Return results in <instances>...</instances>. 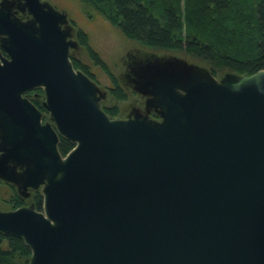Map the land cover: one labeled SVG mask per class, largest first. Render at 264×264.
Returning <instances> with one entry per match:
<instances>
[{
	"label": "water",
	"instance_id": "water-1",
	"mask_svg": "<svg viewBox=\"0 0 264 264\" xmlns=\"http://www.w3.org/2000/svg\"><path fill=\"white\" fill-rule=\"evenodd\" d=\"M26 1L38 33L0 13V113L18 132L0 170L26 160V181L51 175L42 209L0 210V231L24 237L30 264H264V68L183 91L150 81L161 124L112 118L74 67L63 15ZM37 87L56 130L23 97ZM60 134L75 142L65 156Z\"/></svg>",
	"mask_w": 264,
	"mask_h": 264
},
{
	"label": "trees",
	"instance_id": "trees-1",
	"mask_svg": "<svg viewBox=\"0 0 264 264\" xmlns=\"http://www.w3.org/2000/svg\"><path fill=\"white\" fill-rule=\"evenodd\" d=\"M127 37L146 49L183 54L204 64L214 76L224 72L238 75L252 74L264 68V0H87ZM80 43L88 50L96 64L111 76L113 104H103L111 116L121 112L119 101L127 92L107 62L90 44L88 33L77 29ZM74 67L92 78L89 66L71 55ZM218 75V76H219ZM31 92L32 102L44 113L49 110L42 98L43 87ZM75 142L59 135L58 149L66 155ZM11 196L12 207L28 204L17 192ZM35 203L43 207V194L37 191ZM32 249L24 237L0 231V264H29Z\"/></svg>",
	"mask_w": 264,
	"mask_h": 264
},
{
	"label": "rangeland",
	"instance_id": "rangeland-1",
	"mask_svg": "<svg viewBox=\"0 0 264 264\" xmlns=\"http://www.w3.org/2000/svg\"><path fill=\"white\" fill-rule=\"evenodd\" d=\"M41 2L46 8L63 15L60 24L67 33V38L72 41L69 48L70 55L80 58L95 75L92 78L80 71L91 85L96 102L102 107L103 104H113L117 101L110 92L113 81L110 74L93 61L86 47L79 42L76 36L78 28L88 33L90 44L107 62L110 70L117 76L127 92V97L118 102L121 112L112 118H143L154 124H161L167 117L169 107L152 91L150 81L174 77L179 83V90L183 91L186 85L195 79L225 80L227 77L240 76L232 72L219 75L221 71L219 76H214L204 64L189 56L146 49L137 41L124 35L87 0H41ZM0 13L10 15L18 24L34 33L39 32V24L30 12L26 0H0ZM11 45L8 34L0 27V56L7 57L8 48ZM31 91L25 92L23 97L32 105V109L38 112L43 132L45 133L49 126L56 130L50 111L44 120V113L31 100L32 94H35L34 96L38 94ZM45 99L44 95L43 102ZM2 117L0 113V158L5 152V147L10 144L11 131L15 135L18 133L17 130L14 131L15 128L12 125L10 128L6 127ZM28 164L26 160L12 159L8 168L13 171V177L4 175L0 170V210L13 209L10 200L14 192L12 186L25 197L28 203L25 205L36 206L35 194L37 191L43 194L51 173H44L38 183L28 182L25 172Z\"/></svg>",
	"mask_w": 264,
	"mask_h": 264
}]
</instances>
